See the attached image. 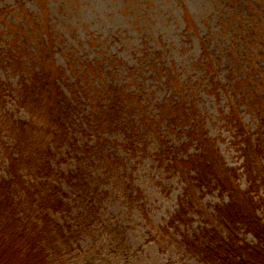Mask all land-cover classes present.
I'll list each match as a JSON object with an SVG mask.
<instances>
[{
    "label": "trees",
    "instance_id": "obj_1",
    "mask_svg": "<svg viewBox=\"0 0 264 264\" xmlns=\"http://www.w3.org/2000/svg\"><path fill=\"white\" fill-rule=\"evenodd\" d=\"M217 1L224 49L210 51L200 39L198 63L202 79L227 98L224 120L241 161L237 169L227 167L214 141L198 133L193 99L181 77L160 66L159 51L148 55L164 89L158 114L134 124L127 112L140 111L143 100L115 81L110 68L72 58L68 65L85 89L94 127L123 133L122 150L136 153L148 135L164 138L163 123L168 133L183 134L180 148L160 141L156 153L182 185L168 223V229L176 227L171 234L179 247L205 264H264V0ZM1 18L0 264H115L118 250L131 244L115 226L104 230L101 211L113 191L130 186L120 176V146L101 137L78 146L69 129L76 105L63 82L66 69L53 66L52 35L35 19H8L2 10ZM222 65L226 74L220 78ZM194 143L197 150L188 154ZM70 151L81 157L61 169ZM212 192L220 198L203 211V196ZM195 215L201 224L187 228Z\"/></svg>",
    "mask_w": 264,
    "mask_h": 264
},
{
    "label": "rangeland",
    "instance_id": "obj_2",
    "mask_svg": "<svg viewBox=\"0 0 264 264\" xmlns=\"http://www.w3.org/2000/svg\"><path fill=\"white\" fill-rule=\"evenodd\" d=\"M220 6L217 0H0V11L7 13L8 19H35L40 29L52 35L53 66L66 69L63 82L76 105L69 122L73 140L78 146L92 145L101 137L120 146L119 172L130 181V186L125 183L122 189L113 191L106 201L107 207L101 211L104 230L115 226L114 232H121L120 239L125 236L131 244L126 251L118 250L121 260L115 264H205L179 247L173 239L175 233L171 234L176 232V227L168 229L182 185L163 162L157 161L156 153L160 141H168V146L177 149L184 136L178 130L168 133L163 123L160 131L164 138L148 135L136 153L122 150L123 133L95 128L85 89L76 84L75 71L68 64L72 58L110 68L115 81L135 91L134 96L143 100L140 111L127 112L128 121L134 124L137 118L149 119L158 114L156 102L164 89L152 72V65L149 66L148 55L159 51L160 66L170 67L180 76L174 79L184 82L187 94L193 99L198 133L214 141L227 167L237 169L241 161L230 143L231 135L224 120L227 98L210 88L206 78L202 79L203 69L199 64L203 58L200 39L205 40L210 51L224 49L217 35ZM3 21L1 18L0 22ZM218 70L220 78L226 74L223 65ZM245 120L248 121L246 115ZM195 150L194 143L186 151L192 154ZM74 154L70 151L63 156L68 157L61 169L70 168L81 157L78 152ZM73 155L76 160H72ZM219 195L217 192L202 195L200 208L210 211ZM192 220L189 229L200 225L203 219L195 215ZM183 228L186 229L185 226L178 229L183 231ZM246 239L252 237L247 235Z\"/></svg>",
    "mask_w": 264,
    "mask_h": 264
}]
</instances>
